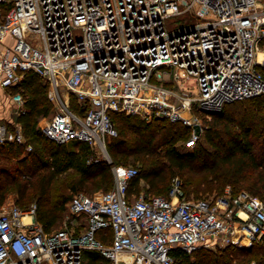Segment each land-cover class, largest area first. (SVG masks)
<instances>
[{
    "label": "built area",
    "instance_id": "obj_1",
    "mask_svg": "<svg viewBox=\"0 0 264 264\" xmlns=\"http://www.w3.org/2000/svg\"><path fill=\"white\" fill-rule=\"evenodd\" d=\"M181 15L185 24L168 26ZM29 71L49 83L56 112L41 129L59 144L84 142L107 153L118 112L180 122L192 147L206 127L204 113L264 95V1L0 0V86L21 84ZM11 97L13 114L24 113L23 92ZM8 123L0 119V143H24L22 123ZM113 172L112 188L74 193L67 208L79 223L70 219L71 226L46 230L37 203L0 208V264H84L86 249L113 264H178L173 249L248 248L264 235V199L248 190L228 185L191 198L174 175L166 195L130 197L139 168ZM105 227L110 243L96 236Z\"/></svg>",
    "mask_w": 264,
    "mask_h": 264
},
{
    "label": "trees",
    "instance_id": "obj_2",
    "mask_svg": "<svg viewBox=\"0 0 264 264\" xmlns=\"http://www.w3.org/2000/svg\"><path fill=\"white\" fill-rule=\"evenodd\" d=\"M9 89L12 93L21 90L26 95V111L15 117L23 125L26 140L0 143V163L7 161L0 165V204L15 185L23 190L24 201L36 200L37 219L50 231L63 219L74 193L86 190L91 194L90 190L103 185L112 188L114 172L106 160H94L93 148L88 143L59 144L42 132L39 116L52 110L49 83L42 75L29 71L21 84ZM112 116L118 130V135H109L108 140L113 161L121 157L127 161L134 156L133 161L141 163V168L137 166L138 175L130 183V197L134 191L139 192L142 180L148 192L155 191L151 194L166 195L171 178L180 173L185 177L189 197L219 191L230 183L234 192L245 189L264 199V95L227 102L213 113L193 149L186 151L177 142L184 138L185 145L191 131L180 122L159 117L146 120L137 114L118 112ZM8 125L13 128V121ZM29 144L32 149L25 154ZM15 155L19 159L14 162L11 157ZM25 175L28 177L23 178ZM167 187L165 193H160ZM96 236L110 243L113 232L105 227ZM189 253L194 256L192 261L186 250L178 248L171 252L178 264H242L251 261L247 258L251 255L257 264H264V235L248 248L228 245L221 249L198 248ZM83 258L84 264H113L96 249H86Z\"/></svg>",
    "mask_w": 264,
    "mask_h": 264
},
{
    "label": "rangeland",
    "instance_id": "obj_3",
    "mask_svg": "<svg viewBox=\"0 0 264 264\" xmlns=\"http://www.w3.org/2000/svg\"><path fill=\"white\" fill-rule=\"evenodd\" d=\"M262 1H264V0H262ZM182 17H184V16L181 15L179 17L169 18L168 21H167L168 26L169 27H175V26H178L179 24H180L179 26H182L183 24H185V22L182 19ZM179 18H181V19H179ZM4 41L7 42V43H12L13 42V39H12L11 36L7 35ZM37 41H39V40H35V42H37ZM189 83L193 84L194 83V80L193 79H189ZM0 88H1V86H0ZM194 88H196V85H195ZM6 93L8 95H10V96L13 94L10 91L9 88H7L5 94ZM24 97L26 98V95H24ZM50 101L52 103V110L46 116H39V125L40 124H43L45 121H47L56 112V106H55L54 102L51 99H50ZM203 117H204L203 122H204L205 125H207L210 122V120L212 119L213 113H211L210 115H207V114L204 113ZM110 137L111 136H109V137L107 136V139H106V150H107V153H106V151H104V149H101L100 147L93 148L94 155L92 157L94 158V160L95 161H97V160H106L107 162H109L111 164L112 173H113V167L114 166H118V165H136L139 168H141V163L140 162H134L133 161L134 160V156H129L127 158V161H122L123 160V157H121V159L119 161L114 162L113 161V158H112V156H111V154L109 152V148H108V140H109ZM177 145H179L180 146V149L183 150V151L192 150L193 149V146L192 147H186L184 145V138L183 139L182 138L179 139L178 142H177ZM24 153L26 154L27 152L25 151ZM10 154L11 153H9V155ZM11 155H13V154H11ZM11 159H12V161L15 162V161H17V159H19V157L17 155H15V156H12ZM2 163H4V164H2ZM6 163H7V161L1 162L0 165L1 166L2 165H6ZM195 167L196 168H199L200 166L196 165ZM176 175H180L182 179L183 178L185 179V177L182 174H180V173H177ZM27 177H28L27 175L23 176V178H27ZM140 185H141V189L139 190L138 193L136 191H134L133 192L134 195H139L141 193H143V194H150L152 192H155V191H149L148 192L146 190L147 184L143 180L140 182ZM225 185L226 186H224L223 189H220L219 191H213L212 193H208L207 192L205 194L200 193L197 196L196 195H192L190 197L191 198L210 197V196H213V195L218 194L221 191L223 192L228 185H232V184L228 183V184H225ZM239 188H241V187H238V189ZM103 189H108V188L105 187V185H103V186H100L97 189H95V191H97V190H103ZM82 190H84V189H82ZM167 190H168V187L163 192H160V193H165ZM22 191L23 190L18 189L15 185H13L11 188H9L8 191H7V193H6V196H5L4 201L0 204V208L10 207V206H13V205H18V206H20L22 208H27V207L31 206L33 203H37L35 199L34 200H30V201H24L22 199ZM84 191H86V190H84ZM90 191H91V193L95 192L94 190L93 191L90 190ZM29 193H30V189L27 190V195ZM81 218H83V217H81ZM70 219L75 220L77 223H79V218L78 217H74V215H72L71 213H69V210L67 208V209H65V213H64L63 219L59 222V224L57 226H53V228L50 231L59 229L61 227H65L66 225L67 226H71L72 223H71ZM81 229L82 228L80 227V228H77L76 230L77 231H81ZM221 248H223V247H219L218 249H221ZM188 254L190 255V260L192 261L194 259V256L191 253H189V252H188ZM252 257H254V256L251 255V256H249L247 258H249V260H251V261H256V263H257V259L252 258ZM241 260L242 261L243 260L245 261L247 259H241ZM109 261H111V260H109ZM230 264H237V262L236 261H232V263H230Z\"/></svg>",
    "mask_w": 264,
    "mask_h": 264
},
{
    "label": "crops",
    "instance_id": "obj_4",
    "mask_svg": "<svg viewBox=\"0 0 264 264\" xmlns=\"http://www.w3.org/2000/svg\"><path fill=\"white\" fill-rule=\"evenodd\" d=\"M7 88H0V119L5 120L6 122L13 121L16 115L13 114V110L16 107L15 101L10 95L5 94ZM10 94V93H9Z\"/></svg>",
    "mask_w": 264,
    "mask_h": 264
},
{
    "label": "water",
    "instance_id": "obj_5",
    "mask_svg": "<svg viewBox=\"0 0 264 264\" xmlns=\"http://www.w3.org/2000/svg\"><path fill=\"white\" fill-rule=\"evenodd\" d=\"M121 264H124V263H121Z\"/></svg>",
    "mask_w": 264,
    "mask_h": 264
}]
</instances>
